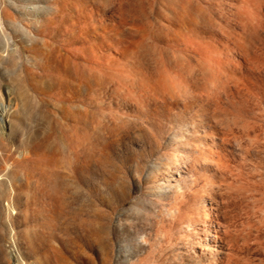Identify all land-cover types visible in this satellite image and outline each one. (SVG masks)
Returning a JSON list of instances; mask_svg holds the SVG:
<instances>
[{"label":"rangeland","instance_id":"1","mask_svg":"<svg viewBox=\"0 0 264 264\" xmlns=\"http://www.w3.org/2000/svg\"><path fill=\"white\" fill-rule=\"evenodd\" d=\"M0 117V264H264V0H0Z\"/></svg>","mask_w":264,"mask_h":264},{"label":"bare ground","instance_id":"2","mask_svg":"<svg viewBox=\"0 0 264 264\" xmlns=\"http://www.w3.org/2000/svg\"><path fill=\"white\" fill-rule=\"evenodd\" d=\"M0 119H2V117H0ZM1 121V120H0ZM202 216L204 217L205 216V212H204V210H203V214H202ZM19 260H18V255H17V253L14 255V264H18L19 262H18Z\"/></svg>","mask_w":264,"mask_h":264}]
</instances>
